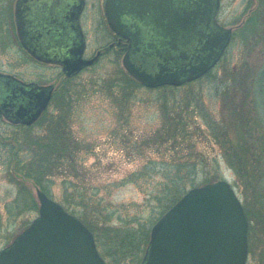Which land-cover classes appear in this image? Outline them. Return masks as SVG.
Returning <instances> with one entry per match:
<instances>
[{
	"label": "water",
	"instance_id": "obj_1",
	"mask_svg": "<svg viewBox=\"0 0 264 264\" xmlns=\"http://www.w3.org/2000/svg\"><path fill=\"white\" fill-rule=\"evenodd\" d=\"M219 5L105 0L104 15L109 28L128 41L122 65L133 79L148 88L178 87L204 76L228 46L232 29L218 24ZM92 62L78 53L59 64L70 76ZM14 87L29 101L5 105L10 110L1 105L0 113L12 124L31 125L46 109L53 86ZM35 193L37 214L0 248V264H107L76 216L39 189ZM247 258L248 218L234 187L222 179L188 189L154 222L139 264H246Z\"/></svg>",
	"mask_w": 264,
	"mask_h": 264
},
{
	"label": "trees",
	"instance_id": "obj_2",
	"mask_svg": "<svg viewBox=\"0 0 264 264\" xmlns=\"http://www.w3.org/2000/svg\"><path fill=\"white\" fill-rule=\"evenodd\" d=\"M249 3L252 6V2ZM250 34L260 37L255 42L264 41V2H257L250 8L248 17L231 40L237 39L247 45ZM223 65V76L211 70L205 77L220 80L215 89L229 111V119L220 127H217L218 122L210 121L207 124L210 133L204 134L195 124L196 109L204 120L207 119L199 97L195 95L193 101L183 97L170 102L177 87H162L169 93L161 98L164 124L153 134L154 137L148 139L153 142L156 158L147 159L139 170L113 183L114 186L125 183L148 186L146 188L151 191L146 202L147 217L139 213L125 215L119 207L102 205V197L87 194L85 189L81 190L82 186L77 188L71 180L63 182L66 193L60 204L90 230L100 255L108 264H139L149 240L150 227L156 219L187 189L197 186L199 178L203 184L222 179L218 159L209 158L197 149L196 139L201 136L209 143L213 141L211 145L219 146L222 158L235 175L233 186L242 198L249 223V260L264 259V126L251 115L254 103L252 85L256 75L249 66L232 70L228 64ZM108 82H105L107 89L112 93L113 88L127 91L140 86L128 74H117L112 82ZM188 84L183 87L187 88ZM70 86L65 87V99L68 100L72 98ZM59 94L64 96L63 92ZM45 112L29 126L5 122L0 116V158L7 169V178L19 189L30 181L51 196L49 188L55 177L61 174L77 177L80 144L69 126L68 114H58L51 119L46 118ZM43 124H48L43 134H33L34 126ZM155 175L156 183L153 184L151 179ZM152 202L155 206H151ZM26 207L30 211L37 209L32 200ZM114 219L117 225L113 224Z\"/></svg>",
	"mask_w": 264,
	"mask_h": 264
},
{
	"label": "rangeland",
	"instance_id": "obj_3",
	"mask_svg": "<svg viewBox=\"0 0 264 264\" xmlns=\"http://www.w3.org/2000/svg\"><path fill=\"white\" fill-rule=\"evenodd\" d=\"M3 1L13 0H0ZM86 1L101 2V0ZM219 2L218 23L225 28H231L235 33L248 17L250 8L264 0H219ZM249 2H252V6ZM255 34L247 36L250 37L247 45L237 39L231 40L221 60L212 70L217 71L218 76H223V63L228 64L232 70L244 66L252 69L256 76L252 85L254 103H252L251 115L259 119L264 126V41L255 42L260 38ZM94 39L91 32L89 42L92 47L95 43L97 46L107 44V40L98 39L94 42ZM15 44V41L0 40V72L16 75L25 82L52 84L54 91L45 112L46 118L52 119L58 114H68L69 126L80 144V152L77 153L80 159L79 164H76L75 172L77 177L73 178L66 174L55 177L49 188L51 193L49 197L61 203L66 193L63 182L71 180L72 184L78 186L77 188L82 186L81 190L85 189L87 194L96 198L98 195L102 197L104 206L119 207L125 215L139 213L147 217L149 210L146 208V202L151 189L146 188L148 186L145 185L138 187L134 183L120 186H114L113 183L139 170L147 159L156 158L153 142L148 139L154 137L153 134L164 124L161 98L169 94L168 91L162 87L150 89L136 86L127 91L113 88V93L110 92L105 82H112L117 74H127L121 64V54L115 55L113 52L106 54L94 66L70 80L64 78L58 67L41 64L21 55ZM205 76L191 82L187 88L183 85L177 87L174 98L169 101L180 100L183 97L193 101L197 95L201 106L205 108L207 119L204 120L199 109H196L195 124L201 127L200 130H203L204 134H209L207 124L213 120L218 122L217 127H220V124L229 119V111L215 89L220 80L213 81ZM68 84L71 85V100L65 99V87ZM59 92H63L64 96H59ZM47 126L48 124L35 125L33 134H43ZM196 140L200 152L208 155L209 158L218 159L221 178L233 186L235 175L222 158L219 146L211 145L213 141L210 144L203 136L197 137ZM2 160L0 158V248L10 243L24 229L26 223H30L36 216L37 209L30 211L26 205L32 200L37 208L39 206L35 193L37 188L30 181L26 182L23 189L11 183L6 176L7 169ZM151 180L155 184L156 175ZM200 180L202 178L198 179L197 186L203 185ZM96 188L99 190H95ZM234 189L242 201L238 190L235 187ZM150 204L154 205L153 202ZM115 220L113 224L117 225ZM246 264H264V259L260 261L258 257L253 260L248 258Z\"/></svg>",
	"mask_w": 264,
	"mask_h": 264
},
{
	"label": "flooded vegetation",
	"instance_id": "obj_4",
	"mask_svg": "<svg viewBox=\"0 0 264 264\" xmlns=\"http://www.w3.org/2000/svg\"><path fill=\"white\" fill-rule=\"evenodd\" d=\"M104 2L105 0L0 2V40L15 41L21 55L41 64L58 67L64 78L71 80L94 66L106 54L113 52L123 57L127 51L128 41L114 33L107 24ZM91 32L95 38L94 42L103 39L107 40V44L97 46L95 43L96 47L94 45L93 48L89 42ZM143 36L147 37L149 34ZM78 53L82 59H93V62L82 67L78 72L66 76L59 63L66 58L77 56ZM0 74L10 77H0V106L10 103L18 105L29 101L26 95L23 96L16 91L14 85L30 83L40 85L33 81L20 80L16 75L2 72ZM4 109L10 110V105L5 106ZM0 116L2 117V113Z\"/></svg>",
	"mask_w": 264,
	"mask_h": 264
}]
</instances>
